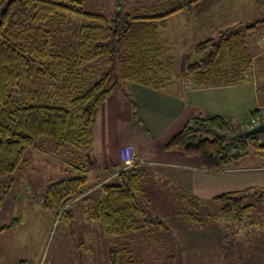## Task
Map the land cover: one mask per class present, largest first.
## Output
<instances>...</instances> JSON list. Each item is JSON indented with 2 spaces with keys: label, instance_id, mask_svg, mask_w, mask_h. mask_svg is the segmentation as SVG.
<instances>
[{
  "label": "trees",
  "instance_id": "1",
  "mask_svg": "<svg viewBox=\"0 0 264 264\" xmlns=\"http://www.w3.org/2000/svg\"><path fill=\"white\" fill-rule=\"evenodd\" d=\"M87 1L0 0V186L13 184L14 175L29 165L26 151L39 150L36 142L41 138L49 140L57 151L82 155L91 151L99 109L117 90L132 101L136 120L137 106L126 87L129 82L157 91L175 86L179 76L173 62L165 60L168 49L161 43L162 34L169 17L191 13L205 0H156L149 6L137 5V0L128 10L119 8L110 16L87 12ZM71 17L83 19L76 45L54 41L50 29L67 25ZM263 24L264 20L221 31L218 38L197 44V58L186 67V77L198 89L247 81L244 75L254 65L247 36ZM94 64H98V70L92 67ZM36 75L66 94L69 105H56L53 96L42 92H24L25 83ZM248 116L251 129L253 121L264 123V109L252 110ZM232 126L222 115H196L167 147L198 158L208 171L227 170L250 151L264 156L260 133L236 134ZM138 165L121 170L116 182L103 183L97 189L95 203L93 191H86L87 167L80 162L75 168L77 177L48 186L43 207L71 224V207L83 198L89 220L102 222L106 234L114 237L150 228L153 221L165 228L167 224L149 215L139 199L142 174L137 171ZM252 196L257 203H264V189L254 188L220 194L210 201L220 202V215L242 222L255 207L246 203ZM199 201L185 200L183 209H190L186 217L199 216L195 204ZM202 213L209 215L205 210ZM193 226L203 228L205 223L196 219ZM108 257L110 264H138L127 247L112 248ZM2 261L0 253V264ZM167 264H177L176 258L169 257Z\"/></svg>",
  "mask_w": 264,
  "mask_h": 264
},
{
  "label": "rangeland",
  "instance_id": "2",
  "mask_svg": "<svg viewBox=\"0 0 264 264\" xmlns=\"http://www.w3.org/2000/svg\"><path fill=\"white\" fill-rule=\"evenodd\" d=\"M136 1L88 0L85 10L110 16L119 8L128 10ZM155 1L138 0L137 5L149 6ZM263 20L264 0H205L191 13L169 17L168 27L161 37L162 45L168 49L165 60L173 62L175 74L181 77L186 73L188 64L197 58L194 51L197 44L209 38H218L221 31ZM82 22L81 18L71 17L67 25L51 28L54 41H65L75 46ZM247 38L254 65L251 71L244 75L247 79L243 82L246 83L243 86L245 95L240 97L238 105H234L240 106L238 112L230 113L227 117L236 134L251 130L247 123L249 112L258 106H264V24L249 33ZM258 48H262L261 54L258 53ZM92 67L99 69L98 64ZM174 84H177V80ZM165 89L176 94L179 92L177 85ZM23 90L26 93L42 92L53 96L56 105H69L66 94L58 91L50 80L38 75L26 82ZM243 97L244 99H241ZM123 121L131 122L130 117L124 114ZM119 129L120 140L127 141L132 130L130 123L119 124ZM226 133L235 136V133L228 130ZM258 135L264 143V135ZM36 144L39 150L31 148L26 151L25 159L29 165L14 175L13 184L0 186V253L4 256L2 264H110V250L125 247L138 264H167L171 255L177 256V264H264V203H257L254 196L246 199L247 204L255 207L242 222L232 216L220 215L221 204L214 200L196 202L199 216L188 218L185 214L190 209H183V203L182 207H177L176 215L175 202L171 203L165 199L164 218L169 222V225L165 223L167 227L162 228L157 221H153L150 228H142L123 236H109L106 235L102 222L91 221L86 217L88 204L83 198L71 207V224L66 218L60 219L55 212L44 209V195L50 184L79 175L74 169H67L65 162L74 165H78V162L69 152L57 151L45 138L39 139ZM90 153L91 151L82 155L81 161L89 173L86 190L90 187L92 179L98 175L99 168L97 158V165L92 164ZM245 163H256L262 168L264 156L250 151L244 161H236L230 168ZM97 196L98 192L94 190L92 201L95 203ZM164 196L168 198L169 193ZM203 210L209 215L203 214ZM195 218L204 222L205 226L199 229L193 226ZM86 224H92L95 228L87 230ZM72 226L75 227L74 231L70 228ZM184 228H193V231L188 233L190 243L187 244L183 240ZM206 231L213 239L198 241L200 237L205 236ZM81 243L87 250L80 247ZM193 245H196V248L192 249Z\"/></svg>",
  "mask_w": 264,
  "mask_h": 264
},
{
  "label": "crops",
  "instance_id": "3",
  "mask_svg": "<svg viewBox=\"0 0 264 264\" xmlns=\"http://www.w3.org/2000/svg\"><path fill=\"white\" fill-rule=\"evenodd\" d=\"M258 50L259 53L262 48ZM245 84L198 89L183 74L178 78L176 85L179 92L176 94L166 89L157 91L129 82L126 87L137 106L136 120L133 117L132 101L123 92L115 91L101 105L93 126L94 144L90 160L93 165H97L95 162L97 158L99 168L98 175L92 179L90 187L86 190L87 194L99 189L103 183L117 181L118 173L125 169L121 157V148L125 145L134 146L137 153L139 165L136 168L142 174L138 191L140 201L149 210V215L162 219L168 225L169 222L164 218L166 215L165 199L171 203L175 202V205L173 204L176 209L174 214L177 215V207H182L181 204H185L187 198L212 200L215 196L224 193L249 188L264 189V167L259 168L256 163L234 165L224 171H208L201 167L198 158L188 156L181 150L167 147L193 116L209 114L222 115L227 118L228 114L238 112L240 106L234 105H238L240 97L245 95L243 89ZM256 109L262 110L264 106H258ZM123 114L128 115L131 122H124ZM122 123H130L132 128L128 140L124 142L120 140L119 124ZM69 153L74 155L75 159L77 158L78 163L82 161V154L74 151ZM78 155L81 156L78 157ZM247 157L237 162L244 161ZM65 163L67 169H74L77 172L75 169L77 165L71 162ZM168 193L169 197L166 198L164 194ZM79 200L81 199L73 204ZM70 228L75 230L74 226ZM85 228L92 230L95 226L86 224ZM200 230L203 231V229ZM191 231L193 228H184L182 231L186 244L190 243L188 233ZM202 239L206 241L213 238L206 231L205 236L200 237L198 241ZM175 246H177V241H175ZM195 246H191L192 249L196 248ZM80 247L87 250L83 243ZM174 257L177 259V256Z\"/></svg>",
  "mask_w": 264,
  "mask_h": 264
},
{
  "label": "built area",
  "instance_id": "4",
  "mask_svg": "<svg viewBox=\"0 0 264 264\" xmlns=\"http://www.w3.org/2000/svg\"><path fill=\"white\" fill-rule=\"evenodd\" d=\"M252 125V127H256L259 123L257 121H253ZM121 157L126 169H131L139 164L136 159L134 146L132 145H125L121 148Z\"/></svg>",
  "mask_w": 264,
  "mask_h": 264
},
{
  "label": "water",
  "instance_id": "5",
  "mask_svg": "<svg viewBox=\"0 0 264 264\" xmlns=\"http://www.w3.org/2000/svg\"><path fill=\"white\" fill-rule=\"evenodd\" d=\"M264 132V123L257 125L256 127L252 128L251 130L246 132V135H254L258 133Z\"/></svg>",
  "mask_w": 264,
  "mask_h": 264
}]
</instances>
